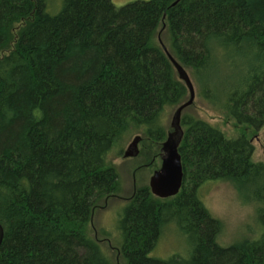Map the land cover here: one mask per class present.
<instances>
[{"label": "trees", "instance_id": "16d2710c", "mask_svg": "<svg viewBox=\"0 0 264 264\" xmlns=\"http://www.w3.org/2000/svg\"><path fill=\"white\" fill-rule=\"evenodd\" d=\"M161 23L169 40L162 45L201 81L205 97L216 71L228 116L264 126V0H137L119 8L111 0H0V49L10 45L0 56V264H113L85 230L117 190L107 154L131 125L163 138L164 108L187 98L152 43ZM181 124V190L166 199L135 190L117 221L122 260L264 264V162L250 161L243 135L227 139L186 114ZM223 180L257 205L261 226L255 239L228 247L217 243L220 224L200 198L205 183ZM169 223L187 238L185 259L150 255Z\"/></svg>", "mask_w": 264, "mask_h": 264}, {"label": "rangeland", "instance_id": "374dc122", "mask_svg": "<svg viewBox=\"0 0 264 264\" xmlns=\"http://www.w3.org/2000/svg\"><path fill=\"white\" fill-rule=\"evenodd\" d=\"M134 1L137 0H111L116 8ZM163 28L161 23L152 43L161 45L162 42L168 47V36ZM9 49L10 45L8 48L6 46L0 49V56L8 52ZM186 71L194 86V100L181 111V118L185 114L200 118L220 130L227 139H235L240 135L245 136L253 147L250 161L263 163L264 126L256 130L247 125L237 124L228 116L227 112L224 111L222 99H219V96L222 97L220 88L224 87L218 86L221 78L216 75V71L210 70L209 79H204L209 87L214 88V92L209 97H205L204 87L199 83L201 81L195 80L189 69ZM222 74L224 76L229 75L228 73ZM227 77L229 78V76ZM178 80L180 79L178 78ZM228 80L224 79L222 83L227 82L226 85L229 86L232 78ZM180 81L184 83L182 80ZM188 96L187 90L186 100ZM176 107L166 106L161 114L160 124L164 128L163 138H150L146 136L144 128H134L131 125L115 140L107 154L106 164L112 167L118 176L117 190L97 205L85 226V230L91 237L100 241L102 252L113 264H125L118 252L122 241L121 232L117 227L118 218L136 189L140 187L149 189V178L153 171L160 166L161 144L171 130L170 121ZM181 118L180 125L184 133L185 127L181 124ZM136 135L141 138L138 143V155L132 158H123V152ZM200 195L204 207L220 224V231L217 236L219 245L228 247L243 241H251L261 233V226L257 217V205L247 197L244 190L239 189L232 182L223 180L205 183L201 188ZM188 248L189 243L186 236H183L175 223H169L162 227L160 238L150 255L166 259L176 254L185 259Z\"/></svg>", "mask_w": 264, "mask_h": 264}, {"label": "water", "instance_id": "95a60500", "mask_svg": "<svg viewBox=\"0 0 264 264\" xmlns=\"http://www.w3.org/2000/svg\"><path fill=\"white\" fill-rule=\"evenodd\" d=\"M161 46L172 63L177 77L184 82L189 93L188 99L177 106L172 114L170 121L171 130L167 133L165 140L162 142L159 152L160 166L153 171L148 182L151 194L160 199H165L176 196L181 190L183 168L178 149L183 137V130L180 125V118L181 111L194 100V86L187 71L168 53L162 43ZM140 140L141 138L138 135L131 140L123 152V158H132L138 155V143ZM3 236L4 230L0 224V246Z\"/></svg>", "mask_w": 264, "mask_h": 264}]
</instances>
